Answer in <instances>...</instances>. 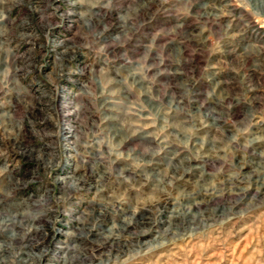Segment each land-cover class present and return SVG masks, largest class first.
<instances>
[{
	"label": "rangeland",
	"instance_id": "1",
	"mask_svg": "<svg viewBox=\"0 0 264 264\" xmlns=\"http://www.w3.org/2000/svg\"><path fill=\"white\" fill-rule=\"evenodd\" d=\"M0 264H264V0H0Z\"/></svg>",
	"mask_w": 264,
	"mask_h": 264
}]
</instances>
